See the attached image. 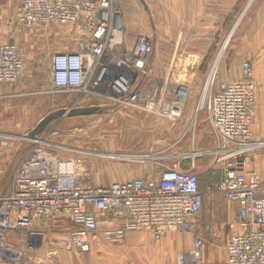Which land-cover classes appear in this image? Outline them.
<instances>
[{
    "label": "built area",
    "instance_id": "built-area-1",
    "mask_svg": "<svg viewBox=\"0 0 264 264\" xmlns=\"http://www.w3.org/2000/svg\"><path fill=\"white\" fill-rule=\"evenodd\" d=\"M19 1L15 20L26 29L57 25L78 30L76 47L52 57V93L73 95L72 104L78 108L113 105L117 113L135 111L169 122L181 117L190 88L167 79L148 82L154 38L140 34L127 46L123 16L113 0ZM252 69L249 60L243 61L241 79L220 82L215 91V72L210 74L197 106L209 112L217 144L213 154L223 175L217 190L239 206L228 227L238 225L240 230L225 242L224 264H264V177L246 165V155L264 145L251 132L255 122ZM23 71L17 43H1L0 86L16 83ZM44 137L32 140L7 190L0 193V264H37L8 247L7 234H20L26 247H35L49 230L67 229L62 240L65 248L86 253L99 236L119 244L133 231L156 238L169 231L195 233L202 206L196 173L168 168L164 162L169 156H159L158 162L149 163L151 173L144 177L96 185L84 159H64L47 150ZM0 149L14 151L17 142L0 137ZM137 158L147 161L151 156ZM2 173L0 169V178ZM213 235L219 238L221 233L214 228ZM185 262L203 264L197 235L193 247L178 256L177 264Z\"/></svg>",
    "mask_w": 264,
    "mask_h": 264
},
{
    "label": "rangeland",
    "instance_id": "rangeland-1",
    "mask_svg": "<svg viewBox=\"0 0 264 264\" xmlns=\"http://www.w3.org/2000/svg\"><path fill=\"white\" fill-rule=\"evenodd\" d=\"M6 1L0 0V35H11L17 43L25 69L30 72L28 78L33 74L38 85L47 84L53 55L70 50L69 45L76 47L78 30L57 25L26 29L15 20L18 0H13L12 14L9 17L6 16L9 9L4 6ZM113 1L123 16L128 45L134 42L138 29L144 27L145 32L152 34L154 38L158 61L156 68L152 69L153 74H149L152 78L148 82L153 78L167 79L171 83L183 84L189 88L192 85L194 88L203 86L208 76L215 72V90L220 82L240 80L241 64L249 60L253 67L252 82L255 86V123L252 135L254 140L264 143V0H217L211 8L214 13L212 30L205 29L206 26L209 27L206 24L209 23L208 19H201L197 15L205 29V36L191 41V44L198 43L200 49L204 50L199 57L184 54L182 40L177 43V34L174 32L172 37H167L170 34L165 36L164 32L158 31L156 25V21L163 22L164 17L168 16V20L179 22L180 29L182 21L187 22L192 17L188 15L189 6H168L165 13V0H144L147 11L138 0ZM178 28L173 29L178 32ZM199 58L200 67L197 71L191 70ZM31 68L34 69L33 73ZM19 80L3 86L13 87ZM38 85L35 88L29 87L25 92L0 93V137L17 142V149L14 151L0 149V169L3 170L0 193L7 190L19 158L31 146L34 138H30L28 134L36 125L55 111L78 108L72 104V98L68 101L66 94H50L48 90H41ZM116 111L117 108L110 105L100 114L81 119H73V116L65 114L48 121L35 138L45 136V148L64 159H84V165L92 176L91 182L96 185H109L118 180L147 175L151 173L150 162H158L159 156H169L165 162L159 161L164 162L168 168L176 167L198 175L203 204L197 222L200 219L206 220L207 234L212 240L221 241L225 234L223 223L226 222L222 214L227 204L216 187H208V179H213L216 183L221 181L222 167L215 163L214 151L210 154L197 147L198 132L196 128H189L185 124L184 113L177 121L169 122L146 113ZM171 124L173 130L170 132L168 127ZM174 139H179V142L171 149L170 144L176 143ZM145 155L151 158L147 161L137 158ZM246 165L248 170L264 177V145L256 146L246 155ZM129 173L131 177L128 176ZM212 173H215V178H208ZM118 174L120 178L117 177ZM214 228L221 233L219 238L213 235ZM196 230L195 233L169 231L160 238L149 232L133 231L119 244L108 242L99 236L92 241L91 250L86 253L66 249L61 244L63 237L56 236L55 230H49L46 239L35 247H26L20 234H7L4 243L23 253L26 260L37 264H177L180 253L193 247ZM214 258L213 264H224L223 252L216 250Z\"/></svg>",
    "mask_w": 264,
    "mask_h": 264
},
{
    "label": "crops",
    "instance_id": "crops-1",
    "mask_svg": "<svg viewBox=\"0 0 264 264\" xmlns=\"http://www.w3.org/2000/svg\"><path fill=\"white\" fill-rule=\"evenodd\" d=\"M12 2H13V0H7L6 3H4V6H7V8L9 9L8 10L9 14L6 15L8 17L11 16V14H12L11 13L12 7H13ZM165 2H166L165 7H164L165 13H166V8L168 6H170V7H174V6L175 7H183L184 6V8H185V6H189L188 7L189 8L188 9V15H190L192 17L189 18L187 20V22L182 21V24H180V29H179L178 28V25H179L178 21L170 20V19L168 20L167 19L168 16H165L163 22L159 23L158 21H156L158 31L161 30L162 32H164L165 36L170 34V36L168 35L167 37H172L173 33L175 32V34H177L176 35L177 43L179 42L180 39L182 40L181 46H183L185 48V49H182L183 50L182 52L184 54H189V55H193L196 57L203 55L204 50L200 49L201 48L200 45L198 43L196 45H192L191 41H193L195 39L203 38L205 36V31H204L205 29L206 30H212L213 29V24H214L213 23L214 22V15L213 14L214 13H213L211 8L214 6V4L217 2V0H165ZM228 2H229V0H228ZM18 3H20L19 0H18ZM123 12L126 13V11H123ZM197 15L202 17L201 19L207 18L209 23H206V24H208L209 27L206 26L205 29L202 28V25L200 23L201 19L199 20V17ZM173 28H176V29L178 28L179 29L178 32H176ZM198 29H199V31H198ZM144 33H146L145 27L141 28V30L138 29L137 33L135 34V37H137L140 34H144ZM58 37H60V36H58ZM8 41H13L11 35L8 36V34H6V33H4L3 35H0V44L8 42ZM183 42H185V44ZM69 47L71 49L72 45H69ZM74 48H72V49H74ZM192 48H194L195 50L193 51ZM200 60L201 59L199 58V61L197 63H194L190 69L197 71L201 65ZM157 61H158V55L155 53V50H154V53L151 57V63L149 66V74H150V72L152 73L153 67L156 68V62ZM171 66H172V64H171ZM168 67H169V65H168ZM173 70H175V69H173ZM182 70H185V69L183 68ZM30 71H31V73H33L34 69L31 68ZM28 74H30V72L27 68L25 69V65H24V71L22 74V78L19 80V82L15 86L10 87V88H6V86H3V85H2L3 87L0 86V93L6 94L9 91L11 93L15 92V91L25 92L29 87L35 88V86L38 85V82L35 78V75L32 74L31 78H28V76H27ZM49 79H50V77H49ZM201 86L200 85L197 87L195 86L194 88H192V85L190 86V93L187 96L186 104H185L184 111H183V113H184L183 121L185 122V124L189 128L190 127L196 128V130L198 132L197 133V141H198L197 147L200 148L201 150H204V151L212 154V152L216 149L217 144H216V140H215V137H214V134L212 132L211 125L209 122V112L205 109L197 110L199 100L204 95L202 90H201V88H202ZM38 87L41 90H43L44 92L48 90L47 91L48 93L53 94L51 91V88H50L51 87V80H49V82L47 84L43 83L42 85L41 84L38 85ZM55 95H58V94H55ZM73 98H74V96H73ZM79 117H82V116H73V119L74 118L77 119ZM181 129H180V131H181ZM252 129L253 128H251V132H252ZM168 130L170 132L173 130L172 124H171V126L168 127ZM175 141H176L175 144H170L171 149L173 147H175L176 144H178L179 139L175 140ZM128 176L131 177V174L129 173ZM144 176H141V177H144ZM117 177L120 178V174H118ZM133 178H136V177H133ZM208 178H210V176H208ZM118 181H123V180H118ZM209 181L210 180L208 179V187L210 185ZM215 183L216 182L212 179L211 185L212 184L214 185ZM224 198H225V196H224ZM225 200H226L227 206H226V210L222 214L226 218V222L223 223V231L225 234L223 233L224 235H223V238L221 241L217 242L216 240H212L210 238V236L207 234L208 232L206 231V227H205L207 224L206 220L200 219L197 222L196 234L201 239V242H202V262H203V264H204V262H206V264L215 263L214 252H216V250L221 251V253L223 252V260L225 262V260H226L225 242H226L227 238L230 237V235H232L233 233L238 232L240 230L238 225H235L233 228L228 227V222L237 218L239 206L237 203L230 202L226 198H225ZM55 232H56L55 233L56 236H62L63 237L61 240L65 239L67 237V234H68L67 229H57V230H55ZM61 233L63 235H60ZM220 242H223L224 244L222 245ZM218 243H220V245ZM61 244L63 245L62 241H61ZM91 247H92V242H91ZM90 250H91V248H90ZM73 251H76V250L73 249ZM78 253H80V252H78Z\"/></svg>",
    "mask_w": 264,
    "mask_h": 264
},
{
    "label": "water",
    "instance_id": "water-1",
    "mask_svg": "<svg viewBox=\"0 0 264 264\" xmlns=\"http://www.w3.org/2000/svg\"><path fill=\"white\" fill-rule=\"evenodd\" d=\"M138 1L143 5L144 9L147 11V6L144 0H138ZM100 113H102V109L97 106L81 107L69 111L58 110L46 116L43 120H41V122L38 125H36V127L28 134V136L30 138H35L42 132L48 121L57 117H62L65 114L72 117V116H89Z\"/></svg>",
    "mask_w": 264,
    "mask_h": 264
},
{
    "label": "trees",
    "instance_id": "trees-1",
    "mask_svg": "<svg viewBox=\"0 0 264 264\" xmlns=\"http://www.w3.org/2000/svg\"><path fill=\"white\" fill-rule=\"evenodd\" d=\"M93 1H96V0H93ZM136 39H137V37H135V39H134V42L136 41ZM134 42L131 44V45H133L134 44ZM125 43H126V45L128 46V44H127V41H126V39H125ZM130 46V45H129ZM66 96L68 97V101L69 100H71V98H73V95H70V94H66ZM109 107H105V108H103V110H106V109H108ZM81 118H84V116H82V117H79V118H77V119H81ZM82 121V120H81ZM28 149V148H27ZM27 149H25L24 150V152H23V154L25 153V151L27 150ZM22 154V155H23ZM20 159V158H19ZM222 171V170H221ZM210 178H215V173H212L211 174V176H210ZM210 181H209V183H210V185H209V187H218V185H219V183L221 182V181H219L218 183H215L214 185L212 184L211 185V180L212 179H209ZM215 181V180H214ZM216 182V181H215ZM107 186V185H106ZM198 188H199V191L201 192V190H200V183H199V177H198ZM202 193V192H201ZM202 204H203V193H202Z\"/></svg>",
    "mask_w": 264,
    "mask_h": 264
},
{
    "label": "bare ground",
    "instance_id": "bare-ground-1",
    "mask_svg": "<svg viewBox=\"0 0 264 264\" xmlns=\"http://www.w3.org/2000/svg\"><path fill=\"white\" fill-rule=\"evenodd\" d=\"M64 28H65V27H64ZM145 34H146V33H145ZM153 52H154V51H153ZM169 82H170V81H169ZM172 83H173V82H172ZM173 84L175 85V84H177V83H173ZM183 86H185V85H183ZM185 87H186V86H185ZM188 95H189V93H188ZM188 95H187V96H188ZM97 107H99V108H101V109L103 110V108H105V107H109V106L107 105V106H102V107H101V106H97ZM184 264H189V263H188V262H185Z\"/></svg>",
    "mask_w": 264,
    "mask_h": 264
}]
</instances>
